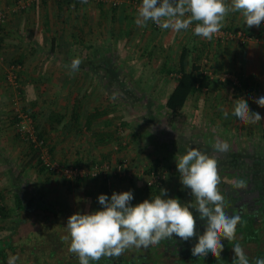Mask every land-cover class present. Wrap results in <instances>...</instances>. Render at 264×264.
I'll return each instance as SVG.
<instances>
[{
	"label": "crops",
	"instance_id": "crops-1",
	"mask_svg": "<svg viewBox=\"0 0 264 264\" xmlns=\"http://www.w3.org/2000/svg\"><path fill=\"white\" fill-rule=\"evenodd\" d=\"M58 1L0 0V9L6 13L0 29V208L7 210V218L0 216V240L11 237L16 248L13 253L27 254L24 264L27 261L48 264L51 260L68 264V258L78 260L68 250L71 242L66 229L68 218L78 212L90 214L103 210L98 203L101 194L110 198L113 192L131 190L132 206L154 199L160 190L146 191L148 169L154 162L174 163L189 149H197L217 160L218 171H229L230 178H234L230 185L220 180L221 195L233 188L244 192L249 186L243 178L253 172H264V108L255 102L264 97L263 40L251 41L246 46L236 41L227 45L217 43L209 45L202 55L203 42H191L182 30L175 34L170 29L156 28L161 32L155 37L156 29L150 21L143 27L137 26L138 11L132 0H123L116 10L108 4L88 3L78 7L74 3L59 5ZM225 3L231 5V0ZM226 17H236L241 24L239 21L235 24L249 28L242 13L230 12ZM249 29L264 34V25ZM184 50L188 51L184 69L190 71L195 65L201 67L200 72H205L203 58L211 52L215 56V77L211 75L210 89L198 90L187 99L178 114L177 125L174 124L177 130L173 133L167 129L169 136L165 141L169 147H166L157 144L158 134L154 133L159 129L152 123L147 129L141 121L137 123L138 102L127 104L122 98L149 99L151 112L164 119L169 115L166 103L176 87ZM198 53L199 60L195 63ZM77 58L81 64L73 71L70 65ZM112 70L117 75L111 76ZM228 71L236 74V78L239 76V81L240 76L251 77L255 81L252 91H237L233 87L235 83H226L232 80L231 74L224 75ZM241 97L252 112L261 115V122L245 124L232 114L234 100ZM21 114L28 116L36 133L46 139L55 162L87 168L109 164L107 186L105 177L70 181L62 174L42 171L39 152L16 131V117ZM125 119L124 125L121 121ZM144 130L150 132L145 131L149 137L146 140ZM177 131L184 138L179 149H176L179 142L172 139ZM217 142H227L228 151H217ZM121 161L131 162L132 166L117 176L114 171ZM176 169L169 172L163 165L159 168L168 172L159 188L167 190L164 198L182 194L173 183ZM78 179L86 181L78 185ZM240 181L243 185L238 187ZM194 202L198 207L196 199ZM47 208L60 217L53 218L46 213ZM234 241L244 253L253 252V238L247 233ZM185 244L173 236L148 248L133 246L120 257H102L99 261L186 264L184 259L193 245Z\"/></svg>",
	"mask_w": 264,
	"mask_h": 264
},
{
	"label": "clouds",
	"instance_id": "clouds-1",
	"mask_svg": "<svg viewBox=\"0 0 264 264\" xmlns=\"http://www.w3.org/2000/svg\"><path fill=\"white\" fill-rule=\"evenodd\" d=\"M81 2L87 3L88 0ZM230 12L242 13L249 28L264 25V0H231V5H227L225 0H142L135 23L143 27L152 21L163 30L180 32L197 22L194 35L211 40L220 32ZM80 64V59H74L70 68L76 71ZM255 102L264 108V97ZM234 105L232 114L245 124L261 122V115L252 112L243 97L234 100ZM215 148L226 152L229 144L217 142ZM176 165L181 184L196 197V211L206 221L202 235L197 232L191 205L182 204L177 198H164L167 196L166 189L161 188L160 195L135 206L131 204L134 199L131 190L119 194L113 192L110 198L103 194L98 196L103 210L90 214L78 212L68 218L69 252L78 256L80 264H90V261H99L102 257H120L133 246L148 248L175 236L183 242L193 238L198 240L191 248L192 256L201 257L210 253L220 259L224 251L222 240L236 239L240 217L229 216L224 211L223 197L218 191L221 177L217 160L197 149H189ZM242 185V181L237 184L238 187ZM232 250L233 264H249L239 244ZM18 259V255L9 256L8 264H16ZM256 264H264V260H257Z\"/></svg>",
	"mask_w": 264,
	"mask_h": 264
},
{
	"label": "trees",
	"instance_id": "trees-1",
	"mask_svg": "<svg viewBox=\"0 0 264 264\" xmlns=\"http://www.w3.org/2000/svg\"><path fill=\"white\" fill-rule=\"evenodd\" d=\"M63 3H66L67 5H71L72 3H74L78 7H84L86 4H88L90 2L82 3L81 0H59L58 1V4L59 5H61ZM97 3L100 6H102L104 4H108L107 1H99ZM132 4L135 7V9L138 11L137 5H141L142 4V1H140V0H132ZM119 7H120V4H115V3L113 4L112 3L111 9L112 10L113 9L116 10ZM237 21H239L238 23L241 24L240 20L237 19L236 17H233V18L226 17L225 20L223 21L224 25L221 28V30L224 31V32H231V31L238 32V31H243L247 36H249L251 38H254V39H257V40H263L264 41L263 31L262 32H254V30H250L249 28H245V27L239 26L238 23L235 24ZM196 23L197 22H193V24H192L193 27H195V24ZM152 25H154V27L156 26L155 24H152ZM0 29H1V27H0ZM206 40H204L203 43H202V45H205L204 48H203V51L201 50V54L202 55H204V53H205L204 51L207 52L208 46L211 44V43H207L208 41H206ZM214 40L216 41V39H214ZM0 42H1V40H0ZM216 42H218L219 45L220 44H223V42L220 39H218ZM241 46H243V45H241ZM187 52H188L187 50H184L183 53H182V55H181V59H180V62H179V70L177 71L178 74H179V77L177 79V84H176V87H175L172 95L170 96V98L168 99V101L166 103V108L169 110V115H166L164 117L163 121L157 115H154L151 112V110L149 109L150 106H151V104L149 103V99L147 101L144 98L143 101H141V99H138V98H135V97H130V98H125L124 97V98H122V101L124 103H127V104L128 103H131V101L138 102V105L140 107L138 108L139 111L136 112L135 114H137V116L140 114V119L139 120L140 121L142 120V123L143 124L144 123H146V124H151L152 123L157 129H159L158 132L154 133L155 136L158 134L156 136L157 138H159V139H157V144L166 145V147H169V146H167L168 143L165 141L167 139V137L169 136L168 133H167L168 132L167 129H171L173 133L177 130V126H176L177 125L176 124L177 121L176 120H177L178 114L184 108V105H185L187 99L190 96L194 95L198 90L210 89L211 86H212V78H211V76H209L205 72H202V71L200 72L201 67H196L195 65H193V67H192V69L190 71H187V70L184 69V61H185V58L187 56ZM207 56L208 55H205V58H207ZM205 58H203V59H205ZM198 60H199V53L196 55V58L194 59L195 63L196 62L198 63ZM111 73H112L111 76H115V75H117L118 72L112 70ZM240 78H239L240 79V81H239V87L237 85H235V84L233 85L232 82H230V81H227L226 83L232 84L233 87H234V89L237 90V91L238 90H240V91H242V90L252 91V89L254 88V86L252 84L255 81L251 77L242 78L240 76ZM128 88H129V86L126 85V89H128ZM111 100H112V98H111ZM141 111L144 114H141ZM96 112H99V110H97ZM18 121L19 120L16 117V124L18 123ZM121 122H122V124L125 125V124H127V119L122 120ZM128 122H129V120H128ZM174 124H176L175 125L176 127L174 126ZM160 127L162 129H160ZM178 132H180V131H177V133L175 134L176 135L175 138H172L173 141L175 140V142H179V145L177 146L176 149H179V147L181 146V144L184 141V138L181 136L182 134H180ZM37 136L39 137V139L44 140L46 146H48L47 145L48 143H47L46 139H44L40 134H37ZM161 136H163V138ZM160 138H161L162 141H159ZM100 139L101 138L99 137V140ZM157 162H161V161L160 160H157ZM126 163L129 165V167L132 166L131 165V162H125V163L124 162H121L120 165L123 166ZM40 166H41V170L42 171H48L46 169V167L43 165L42 162H40ZM161 166H162V163H158V165H157L154 162L153 166H151V168L148 169V172L151 173L152 171L159 170V168ZM165 169L166 170H169V172L171 170L170 167H168V168L165 167ZM117 176H119V175H117ZM106 177H105V180H104L105 187L109 183V178L108 177L106 178ZM85 179H87V178H85ZM85 181L86 180H84V179H78V181H76V182L78 183V185H80V184H82ZM159 190L160 189L159 188H156V187H152V186H149L148 187V185L146 186V191H151V193L152 192L153 193H158ZM17 206L18 207L20 206V202H18V205ZM47 209H48V211H46V213L52 214L53 215V218H59L60 217V214L59 213H56V212L52 211L50 208H47ZM23 211H24V209H23ZM6 212H7V210L4 207H1L0 208V216H2L4 218H7ZM19 216L22 217L20 214H18V217ZM47 216H50V215L48 214ZM20 219L23 220L22 218H20ZM15 251H16V248L12 245L11 237L8 238V239L4 238V239L0 240V262L1 263L7 264L10 255H13L14 256V255H17L18 254V253H13ZM50 262H48V264H51ZM26 264H30V262H27Z\"/></svg>",
	"mask_w": 264,
	"mask_h": 264
},
{
	"label": "flooded vegetation",
	"instance_id": "flooded-vegetation-1",
	"mask_svg": "<svg viewBox=\"0 0 264 264\" xmlns=\"http://www.w3.org/2000/svg\"><path fill=\"white\" fill-rule=\"evenodd\" d=\"M243 179L247 181L249 186L244 192L239 191L238 189L235 191L233 188L222 194L224 201V211L229 216H239L240 220L244 218L243 221L237 225L236 240L242 237L245 233H247L249 237L253 238L254 243L251 242V245H253L251 250L253 252L245 253V255L249 260V264H256V262L253 263V260H264V250H262L264 246L257 244L259 243V240L258 238L256 239V237L259 236L260 231L264 233V172H253L249 175H246V177ZM194 207L191 210L193 211V215L199 224L197 225L199 227L197 232L198 234L202 235L205 230L206 221L200 218L199 213L196 211L197 207ZM211 207H213V205H211ZM193 239L195 240L196 238ZM184 243H186L185 246L195 245L192 241H187ZM222 243L224 245V251L221 253L220 259L217 260L216 258L212 257L210 253H208L199 258L201 263L207 261L210 264H233L234 253H231V250L237 244H233L235 241L233 242L226 240H222ZM181 250V253H184V249ZM187 251L188 250H185V252ZM188 252L189 256L187 255L188 258L184 259V261L186 260L185 263L192 264L191 262H193L195 259L196 263L198 264L197 257H194L191 254V248ZM103 262L90 261V264H104ZM106 262V264L115 263H110L109 261Z\"/></svg>",
	"mask_w": 264,
	"mask_h": 264
},
{
	"label": "built area",
	"instance_id": "built-area-1",
	"mask_svg": "<svg viewBox=\"0 0 264 264\" xmlns=\"http://www.w3.org/2000/svg\"><path fill=\"white\" fill-rule=\"evenodd\" d=\"M91 1H111L113 4H121L123 0H88V2ZM140 5H137V8H139ZM6 21V13L3 12L0 9V27L3 26V24ZM212 39H220L222 42L226 41H240L238 42L241 45H245L251 41L257 40L254 38H251L247 36L243 31H238V32H224L220 30V32L216 35L213 36ZM204 63H209V60L204 61ZM207 74L212 75V73L205 71ZM238 84V83H237ZM18 123L16 124V131L19 133L23 139L30 144L34 149H36L40 156L43 165L46 167V169L50 172L53 173H59L62 174L67 180L73 181L76 180L77 178H82V177H93V178H104L106 177L109 172L111 171V166L107 163L103 165H96L92 168H87L85 165L84 166H64L61 165L57 162H55L50 155V152L44 142V140L39 139L37 136V133L32 126V123L29 120V117L26 115H19L18 116ZM117 149V148H116ZM129 165L126 163L123 166H118L116 167L114 174L116 175H123L126 173L127 169H129ZM167 171L166 170H157V171H152L149 176H148V185L156 188H160L163 184L164 181L167 177Z\"/></svg>",
	"mask_w": 264,
	"mask_h": 264
},
{
	"label": "rangeland",
	"instance_id": "rangeland-1",
	"mask_svg": "<svg viewBox=\"0 0 264 264\" xmlns=\"http://www.w3.org/2000/svg\"><path fill=\"white\" fill-rule=\"evenodd\" d=\"M107 3H108V5H109V7L111 8V6H112V2L111 1H107ZM90 4H98L96 1L94 2V1H91L90 2ZM120 5H122V3L120 4ZM152 21H150V24L152 25ZM155 24V23H154ZM156 25V24H155ZM223 25H224V23H223ZM153 26V29L155 28H160V27H158L157 25H156V27H154V25H152ZM194 28L195 27H193V25H191L190 26V28L189 29H187V30H182V33L186 36V37H189L190 38V40H191V42L193 41V42H203L204 41V38H202V37H198V36H196V35H194ZM157 30V29H156ZM153 30V32H154V35H155V37H158L159 35H160V32L161 31H159V30ZM171 30V32H175V31H173L172 29H170ZM176 33H178V32H175V34ZM181 36H183V35H181ZM149 38V37H148ZM154 41L156 40V38H154L153 39ZM137 41V40H136ZM135 41V42H136ZM206 41H208L207 43H211L210 45L211 46H215L218 42H216L214 39L212 40H206ZM234 41V40H233ZM233 41H226L225 43L226 44H224V45H227L228 44V42H233ZM238 40H236V42H237ZM238 42H240V41H238ZM137 43V42H136ZM136 43H134V45L136 44ZM224 43V42H223ZM210 46V47H211ZM245 46H246V44H245ZM136 49V48H135ZM135 54V53H134ZM207 58H205L204 60H203V62L204 61H208V60H210V62L209 63H204L205 64V66L204 67H206V69H205V71H208V72H210V73H212V77H215V56L213 57V55H211V52H208L207 53ZM225 74H227V75H229V74H231V78H232V80H231V82L232 83H235V84H239V80L235 77V75L236 74H233V72L232 71H228V72H224V75ZM147 75H149V74H147ZM220 75V74H219ZM223 75V76H224ZM211 76V75H210ZM163 117V116H162ZM160 118V117H159ZM162 121H163V118L161 119ZM140 122V120H138L137 121V123L138 124H140L139 123ZM141 122H142V120H141ZM143 124V123H142ZM132 125V124H131ZM146 125V126H145ZM133 126V125H132ZM143 126V125H142ZM149 127V125L148 124H146V123H144V129H147L146 127ZM148 133V134H150V132H149V130H144V139L146 140L147 138H149L148 136H146V135H148V134H146L145 135V133L146 132ZM177 158V156H173V158ZM122 162V161H121ZM176 162H178V161H175L174 163L173 162H167L166 164H164V163H162V165H163V167H170L171 169L173 168V169H176L177 168V165H176ZM172 163V165H169V164H171ZM118 164H120V162L118 163ZM224 167V165L222 164V168ZM219 168H221V165H219ZM221 168V169H222ZM246 168V167H245ZM176 170H178V169H176ZM221 170H219L218 171V173H219V175H220V177H221V181H225L226 182V184L227 185H230V181H232L234 178H230V173H229V171L226 173H222V172H220ZM229 173V174H228ZM171 174V173H170ZM180 175V174H179ZM170 176V175H169ZM173 177H175V180H178V183H176V181L173 179V183H174V186L175 187H177L180 191L179 192H182V194L180 195V194H178V195H174L175 196V198H177V199H179L180 201H181V203L182 204H190L191 205V207H194V205H195V202H194V199H196V197L195 196H193V195H191V191H189V189H187V188H185L182 184H181V182H180V176H178V172L176 173V174H174L173 175ZM169 181V180H168ZM167 181V182H168ZM168 186H170V185H168ZM187 191H189V192H187ZM218 191H222V189H218ZM184 194H185V196H184ZM258 238V240H259V243H257V244H260L261 246H263V244H264V233L263 232H261L260 231V233H259V236L258 237H256V239ZM71 255V254H70ZM10 256H13V255H10ZM14 256H17V255H14ZM19 259L16 261V264H24V262L26 261L25 259H26V256H27V254L25 255V254H22V253H19ZM65 256H68V254L67 255H65ZM69 257V256H68ZM154 257V256H153ZM154 259H155V257H154ZM198 260V263H201V261L199 260V259H197ZM186 261V260H185ZM28 262V261H27ZM254 262H256L255 260H253V263ZM1 263V262H0ZM62 262L60 261V263L59 264H61ZM66 263H68V264H78V263H80V261H79V259L77 260V258H68L67 260H66ZM192 264L194 263H196V260L194 259L193 260V262H191ZM1 264H4V263H1ZM7 264H8V262H7ZM35 264H40V263H35ZM52 264H57V262L56 261H53L52 262ZM147 264V263H146ZM197 264V263H196ZM203 264H210L209 262H207V261H205V262H203Z\"/></svg>",
	"mask_w": 264,
	"mask_h": 264
}]
</instances>
